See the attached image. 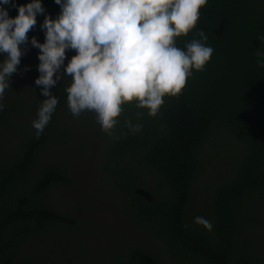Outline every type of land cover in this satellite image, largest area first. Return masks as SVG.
Instances as JSON below:
<instances>
[{
	"label": "trees",
	"instance_id": "16d2710c",
	"mask_svg": "<svg viewBox=\"0 0 264 264\" xmlns=\"http://www.w3.org/2000/svg\"><path fill=\"white\" fill-rule=\"evenodd\" d=\"M30 2L13 0L15 6H2L14 18L18 7ZM41 3L47 16L58 17L55 0ZM199 30L208 36L213 55L202 72H193L179 97L164 98L156 117L136 109L134 102L124 105L115 129L118 140L101 132L94 114L72 118L87 117L90 137L104 138V149L94 156L99 180L121 198L127 223L144 234L135 241L125 235L127 242L115 248L101 247L102 264H264V239L253 235L264 232V67L255 54L264 52V0H208L196 28L178 38L177 45L184 48ZM20 47L25 52L20 64L24 58L31 68L26 75L36 79L39 51L31 50L29 58ZM69 55L73 51H66L65 66ZM4 58L0 54V62ZM70 83L65 76L51 89L59 103L38 139L32 121L46 97L35 80L24 86L32 96L10 87L0 101V264H84L83 259L100 256L81 244L66 258L67 249L53 246L75 235L79 226V211L55 198L59 189L73 186L74 178L67 161L53 152L76 147L85 153L99 147L94 143L98 139L83 137L71 119L60 116L71 114L65 92ZM25 111L32 121L19 130ZM137 111L144 112L138 121L143 128L133 134L123 124L126 118L137 122ZM223 132L227 135L218 138ZM217 141L226 155L200 193L202 164L217 170L211 162L215 155L208 153ZM195 217L210 221L212 230L194 223ZM41 244L49 250H39Z\"/></svg>",
	"mask_w": 264,
	"mask_h": 264
},
{
	"label": "clouds",
	"instance_id": "9594fccd",
	"mask_svg": "<svg viewBox=\"0 0 264 264\" xmlns=\"http://www.w3.org/2000/svg\"><path fill=\"white\" fill-rule=\"evenodd\" d=\"M13 0H0V101L9 78L25 54L21 45L29 42L28 33L37 23V14L45 9L41 0L18 7V15L9 17L2 5ZM60 6L56 19L45 16L41 29L45 42L35 37L31 45L39 49V76L43 99L32 121L36 138L44 132L59 103L51 89L63 77H71L65 88L67 107L73 117L84 112L95 113L101 131L112 139L124 105L134 102L136 109H147L156 117L165 97H179L193 72H202L214 49L207 46L204 30L184 48L177 39L186 37L196 28L200 10L208 0H55ZM13 6L14 3H13ZM74 50L67 65L66 51ZM257 63L264 67V52L257 51ZM64 66L63 75H57ZM55 77V78H54ZM4 104L0 103V111ZM144 112L137 111L135 120L126 118L123 127L135 134L142 130L138 121ZM125 135V133H122ZM194 223L212 230L210 221L195 217Z\"/></svg>",
	"mask_w": 264,
	"mask_h": 264
},
{
	"label": "rangeland",
	"instance_id": "374dc122",
	"mask_svg": "<svg viewBox=\"0 0 264 264\" xmlns=\"http://www.w3.org/2000/svg\"><path fill=\"white\" fill-rule=\"evenodd\" d=\"M45 16V12L43 14H37V23L42 24ZM37 23L36 26L28 33L31 34L30 36H28L29 42L22 45L23 49L28 51L27 54L30 56L29 58L33 57L32 51H39V49L31 45V38L35 37L40 43H43L45 38L44 31L42 30L43 32H41L40 30L41 25H38ZM71 51H73L72 56H74L76 54L75 51ZM69 58H71L70 55ZM20 66L22 68L18 69L22 70H18L17 74H14L9 78L11 90L20 89L24 95L32 96V93L28 89H24V86L27 84L30 85L32 82H34L35 76L33 74L26 75L25 72H29L31 68L27 67V63L25 62L24 58L23 63H21ZM60 70L64 71V66H62ZM20 82H24L23 85H20ZM82 114L83 116L92 114L95 115V113L93 112H84ZM29 116L30 114L27 111L19 116L17 122V127L19 130H22V128H27L30 125L32 117L30 119ZM60 116L68 120L71 119L70 124L74 123L77 130L82 133L83 137H90L92 132L85 128L84 122V119L87 117H83L81 121L77 120V122H74V120H72L73 116L71 114L69 115L67 113L61 112ZM226 135L227 134L223 132L221 134H218V138L223 139ZM90 138L95 139L96 137ZM96 139H98V142L94 143H99V147L97 150L91 149L84 153L76 147H62L59 148V150L53 152L54 154H56L57 158L67 161V166L74 178L73 186L71 188L64 187L59 189L55 198L61 205H64V207L73 211L75 209L79 211L80 215H77L79 226L77 228V231H75V235L69 234L67 235L66 239H60L56 241L53 246L59 249H67L66 258H71L73 256L74 247H79L81 244H83V246H89V250L88 248L86 249L84 247L86 249L85 251H89L90 253L94 252V254L95 252L99 253L100 256H96L94 258L91 257V259L88 261L86 259H83L82 261H84V264H102L103 262H105L106 259L104 258L105 256L103 251H101V247L108 248L107 244L113 247L121 246V244L127 242L125 241V235L130 237L131 241H135L138 238H144V234L136 231L127 223L123 211L124 204L122 203L121 198H117L116 196L112 195L110 191L104 186V184H102L99 180L96 164L97 161L94 159V156L97 152H102L105 147V141L104 138ZM78 145L79 144L77 143L76 146L79 147ZM208 153L215 155L211 162L216 164L217 170L213 169L212 171L211 164L208 162L202 164L204 170V181H200L197 184L200 193L203 192V187H205L209 183V181L207 180H209L211 176H215L214 171L219 170L220 167L218 166V164L222 165L224 155H226L224 153V148L220 147L218 141L215 146L208 149ZM227 153L229 154V156L231 155L229 149L227 150ZM86 154H88V156ZM84 198L92 201V204L90 206H87V204L82 201V199ZM78 208L82 209L78 210ZM253 235L254 237L257 236L264 239V232H258V230H255L253 232ZM91 237H93L94 239H91ZM37 246L41 251L49 250V246H46L45 244ZM103 259L104 261H102Z\"/></svg>",
	"mask_w": 264,
	"mask_h": 264
}]
</instances>
